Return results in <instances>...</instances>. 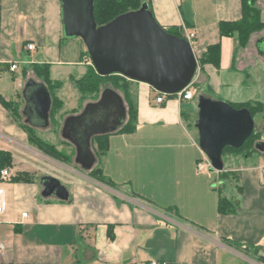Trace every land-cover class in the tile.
<instances>
[{"label": "crops", "instance_id": "1", "mask_svg": "<svg viewBox=\"0 0 264 264\" xmlns=\"http://www.w3.org/2000/svg\"><path fill=\"white\" fill-rule=\"evenodd\" d=\"M148 2L166 29L194 34L198 60L220 43V67L199 62L193 86L199 83L201 90L191 100L174 94L158 103V91L137 81V126L107 134L99 161L113 185L78 174L61 181L70 194L67 200L42 194V175L34 165L14 168V148L61 162L31 141L28 128L43 127L27 121L23 92L25 122L19 91L8 98L0 90L19 110L17 116L0 101V153H5L0 167L11 173L0 179L7 201L0 213V242L7 245L0 264H264V153L232 156L229 166L224 157L225 170L237 176L220 182L219 171L203 159L199 132L191 128L188 114L196 111L200 93L230 103L264 104V28L239 46L238 34L222 35L220 24L242 18V0ZM258 5L264 20V0ZM64 37L61 0H0V78L8 73L16 83L21 63L25 79L34 64L61 61L53 55ZM66 57L64 63H74L70 52ZM75 64L73 80L87 71L84 61ZM254 118L264 140V113ZM220 186L235 212H220Z\"/></svg>", "mask_w": 264, "mask_h": 264}, {"label": "water", "instance_id": "2", "mask_svg": "<svg viewBox=\"0 0 264 264\" xmlns=\"http://www.w3.org/2000/svg\"><path fill=\"white\" fill-rule=\"evenodd\" d=\"M95 2L61 0L64 36L84 41L98 74H121L167 95L179 93L193 83L199 67L193 44L161 25L148 2L100 26L95 18ZM23 95L27 121L37 127L49 126L52 95L47 85L31 78ZM196 112L194 125L199 132V146L212 170L224 171L225 147H242L257 131L255 118L248 108H236L229 101L206 93L197 95ZM127 115L124 97L109 86L80 113L67 116L61 135L75 146L76 163L85 171L91 170L96 163L93 139L118 131ZM255 147L264 153V140L257 141ZM40 182L44 196L69 198L67 187L58 178L44 176Z\"/></svg>", "mask_w": 264, "mask_h": 264}, {"label": "trees", "instance_id": "3", "mask_svg": "<svg viewBox=\"0 0 264 264\" xmlns=\"http://www.w3.org/2000/svg\"><path fill=\"white\" fill-rule=\"evenodd\" d=\"M243 1V16L238 21H230V22H222L220 24V30L222 35H234L238 34V45L243 46L247 44L251 34L255 31L261 30L264 28V20L262 19L261 9L258 5L259 0H242ZM144 2H148V0H96L95 2V18L98 25H103L114 19L120 14L137 10L139 9ZM149 3V2H148ZM170 33L176 34L178 36L186 37L183 32L178 28H169L167 29ZM221 44L216 43L210 45L207 51L199 58L200 65H205L207 63H212L216 67H220L221 63ZM85 54H89L88 51H85ZM33 71L43 80V83L47 85L49 90L51 91L52 96V110L50 118L53 114V110L55 108V103L58 102L60 106L58 109L62 108L63 100L60 99L57 95L53 93V88L58 85L59 82H54L51 78L50 73V64H34ZM111 83L110 87H113L117 91L121 90L123 92L122 96L128 105V113L129 119L125 120L122 127L119 129L120 131H132L137 126V114H138V91L136 88L137 81L128 79L127 77L121 74H111L107 76H102L97 73L96 69L93 65L88 66L86 73L81 78H74V84L78 88L82 95V97H86L88 95H97L102 85L105 83ZM197 86V90L200 91L199 85ZM109 87L105 86L104 88ZM103 88V89H104ZM161 94L160 92H158ZM158 94V95H159ZM171 96V95H168ZM0 101L9 107L14 114L19 115V110L14 105L12 101H6L5 98L0 94ZM232 105L236 108H248L253 116H257L259 114L264 113V104L259 101H247L240 103H232ZM191 115V113H188ZM187 114V116H188ZM127 119V118H126ZM28 132L30 135V139L32 142L37 144L46 154L49 156L60 160L61 153L57 149V147L43 138H41L36 130L32 127L28 128ZM104 136V142L101 140L98 142V148L102 149L101 155L107 149V140ZM99 137H95L93 141H98ZM101 138V137H100ZM261 138V132L257 130L254 132L243 144L240 148L233 147H225L223 151V157L226 156L228 152H233L237 154H248L258 151L255 147L257 141ZM5 153H0V164L4 158L2 157ZM2 167H0V170ZM92 177L96 178L107 184H112L113 182L109 179L105 173L103 172V168L99 163V167L91 171L90 173ZM233 172L230 171H221L220 172V182H225L226 180H230ZM27 180H32L33 175L30 173L24 174ZM235 177V176H234ZM219 210L221 213H233L236 211V206L234 202L227 196L223 194V186H220V201H219ZM260 260L264 262V256L260 255Z\"/></svg>", "mask_w": 264, "mask_h": 264}, {"label": "rangeland", "instance_id": "4", "mask_svg": "<svg viewBox=\"0 0 264 264\" xmlns=\"http://www.w3.org/2000/svg\"><path fill=\"white\" fill-rule=\"evenodd\" d=\"M58 49H59V52L56 51L57 54L55 52L53 57L56 58L57 60L59 58V60L61 61L55 62L54 64L50 66V73H51V77L53 78V81L55 83L59 82L58 85L53 88V93L57 95L60 99H62L64 102L62 104L61 109L57 108L58 106H60L58 102L54 104L55 108L51 116L50 125L47 128L37 130V133L41 138H43L46 141L52 142L57 147V149L61 153L60 155L61 158L59 160L61 164L60 165L56 164L52 161L42 159L38 156H33L29 152H24L20 149L14 148V150L16 151V158H15V162L13 166L15 168L16 166H20L23 162H25L27 164L34 165L38 170V174L42 175V177L46 175H50V176L58 178L60 181L65 183L67 180L71 178H74V179L78 178L79 177L78 174L82 176L91 175L90 174L91 171L99 167V163H100L99 161L101 159L100 155H101L102 149L98 148V142L100 140L104 142L105 135L96 136V137H99L98 141L97 140L93 141L92 146H93V151L96 155V163L91 170L85 171L75 161V157H76L75 146L71 142L63 138V136L61 135V129H62L63 122L67 116L80 113L84 109L87 103L98 100L100 98L103 88L105 86H111L110 85L111 83L107 82L105 83V85H102L101 90L97 95H88L85 98L82 97L83 94L80 93V91L74 84V80L71 77L70 69H72V67L76 65L75 62L77 63L79 61L85 62V65H84L85 68H88V66L92 65V61H91L89 54L86 56L89 63H87L85 61L86 58L83 57V55L85 54V51H87L86 44L80 37H72V38L64 37ZM61 50H62V54H61ZM67 52H70L72 54L73 56L72 58L75 60L74 63H71V64L64 63V60H67L66 59ZM23 73H24V65L21 63L19 69L17 70L18 79L16 80V83L12 82L10 75L8 73L4 74L0 78V90L8 98L15 97L16 94H13L14 90L19 91L18 92L19 97H17L19 99L21 98L19 101L21 105V110H20L21 112L19 113H20L21 121L25 122L26 115L23 114V107L25 105V102L22 96L23 89H25L28 80H30L31 78L35 79L38 82H43V80L40 77H38L34 71H30V73H27L25 79H24ZM197 84L199 83H196V85ZM20 85L22 86L20 87ZM192 88H193L194 93H197V86H193ZM119 92L123 94L121 90H119ZM125 103L128 109L127 102L125 101ZM186 109L189 110L187 107ZM190 118L191 119H189V123H191L190 124L191 128L195 130V133L197 134L195 125L193 124V122L197 118V112L193 111L190 115ZM128 119H129V113L127 115L126 121H128ZM258 130H260L259 127H258ZM238 155H244V154L228 152L225 156L226 166H229V160H231L230 157L238 156ZM203 159L205 161H209L205 153H203ZM224 171H230V170H224ZM230 172H233L231 177L233 178L235 176L234 178H236L237 173H235L234 171H230ZM236 181L237 180L235 179V182Z\"/></svg>", "mask_w": 264, "mask_h": 264}, {"label": "built area", "instance_id": "5", "mask_svg": "<svg viewBox=\"0 0 264 264\" xmlns=\"http://www.w3.org/2000/svg\"><path fill=\"white\" fill-rule=\"evenodd\" d=\"M194 37L195 36L193 33H187L186 35V38L189 39V41L192 44H194ZM35 47L36 46L34 44H28L29 49H34ZM85 61L89 63L87 58ZM17 67H18L17 63L12 64V70H16ZM192 87H193V83L189 85L188 87H186L185 89H183L182 91H180L179 93H176L175 95H177L181 100H191L194 98V91ZM167 96L168 95L164 93L159 94V96L157 97V102L158 103L163 102ZM10 176H11V173L8 168H2L0 170V179L7 180ZM6 207H7L6 193H5V190L0 187V213H3L6 210ZM23 216H27V212H24ZM6 248H7V245L4 242H0V255L4 253ZM151 264H164V263L159 262V261H153Z\"/></svg>", "mask_w": 264, "mask_h": 264}]
</instances>
